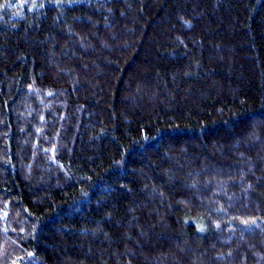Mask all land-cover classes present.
Listing matches in <instances>:
<instances>
[{
	"label": "trees",
	"instance_id": "obj_1",
	"mask_svg": "<svg viewBox=\"0 0 264 264\" xmlns=\"http://www.w3.org/2000/svg\"><path fill=\"white\" fill-rule=\"evenodd\" d=\"M0 264H264V0H0Z\"/></svg>",
	"mask_w": 264,
	"mask_h": 264
}]
</instances>
